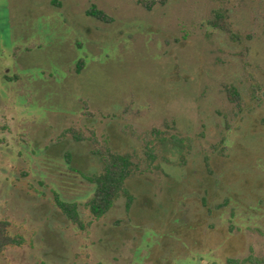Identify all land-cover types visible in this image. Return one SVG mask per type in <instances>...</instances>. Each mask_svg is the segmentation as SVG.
Masks as SVG:
<instances>
[{
    "label": "rangeland",
    "instance_id": "1",
    "mask_svg": "<svg viewBox=\"0 0 264 264\" xmlns=\"http://www.w3.org/2000/svg\"><path fill=\"white\" fill-rule=\"evenodd\" d=\"M149 1L0 0V264H264V0ZM96 143L133 161L99 219Z\"/></svg>",
    "mask_w": 264,
    "mask_h": 264
},
{
    "label": "trees",
    "instance_id": "2",
    "mask_svg": "<svg viewBox=\"0 0 264 264\" xmlns=\"http://www.w3.org/2000/svg\"><path fill=\"white\" fill-rule=\"evenodd\" d=\"M149 2L153 4L156 1L150 0ZM86 14L104 22L110 20L104 11L96 8L95 5H91L86 11ZM213 23L216 26H220L217 21H213ZM220 27L224 28L222 25ZM82 63L83 61L80 59L77 63V70L80 69ZM227 92L230 99L237 98V91L235 88H228ZM66 132L71 133L75 140L80 141L85 139L84 135L75 129L68 128ZM153 133L157 136L163 135V132L159 130H153ZM96 144L92 153L98 156L101 164L100 170L92 174L77 172L82 178L94 185L92 194L87 199L84 206L92 218L99 219L113 207L115 201L120 196L125 197V206L129 209L133 201V196L126 188V181L133 173V161L131 155L128 153H120L109 146L99 145V143ZM54 201L72 224L81 229L85 228L84 216L83 213L79 211L77 202L64 200L58 192L54 193ZM8 226L9 224L7 221H0V251L4 250L7 246L21 245L23 240L20 235L10 234ZM248 261L249 260L246 258L243 260L229 258L227 264H247ZM40 264L47 263L41 262Z\"/></svg>",
    "mask_w": 264,
    "mask_h": 264
}]
</instances>
